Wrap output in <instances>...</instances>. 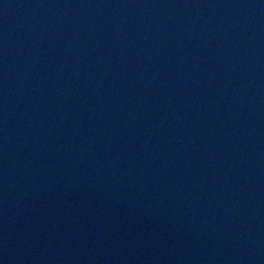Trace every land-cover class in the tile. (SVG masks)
Wrapping results in <instances>:
<instances>
[{
	"label": "water",
	"instance_id": "95a60500",
	"mask_svg": "<svg viewBox=\"0 0 264 264\" xmlns=\"http://www.w3.org/2000/svg\"><path fill=\"white\" fill-rule=\"evenodd\" d=\"M0 264H264V0H0Z\"/></svg>",
	"mask_w": 264,
	"mask_h": 264
}]
</instances>
